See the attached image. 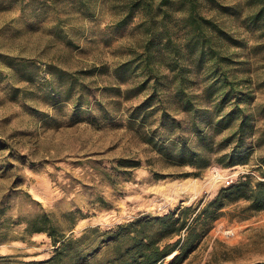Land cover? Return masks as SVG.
<instances>
[{"label":"rangeland","instance_id":"rangeland-1","mask_svg":"<svg viewBox=\"0 0 264 264\" xmlns=\"http://www.w3.org/2000/svg\"><path fill=\"white\" fill-rule=\"evenodd\" d=\"M131 1L0 0V223L12 218L8 231L15 235L0 242V256L40 260L53 250L45 233L26 234L15 222L28 209L24 191L59 222L65 221L64 211L77 209L83 216L70 231L78 234L86 226L104 228L142 213L200 207L226 179L244 173L258 177L255 167H264L259 162L264 145H259L246 164L224 167L213 159L196 176L190 166L169 163L141 139L148 126L138 127L128 111L145 93L124 99L121 91L128 84L114 73L136 56L146 33L142 12L118 24ZM217 1L239 3L242 15L251 9L245 0ZM203 3L202 13L246 43L237 50L246 52L249 74L264 77V47L248 50L256 41L264 43V36L246 30L232 12ZM254 95L264 100V89ZM155 125L153 120L151 128ZM253 141L246 139L247 144ZM120 157L139 164L123 173ZM203 227L196 248L179 264L264 263V209H249L239 200Z\"/></svg>","mask_w":264,"mask_h":264},{"label":"trees","instance_id":"trees-1","mask_svg":"<svg viewBox=\"0 0 264 264\" xmlns=\"http://www.w3.org/2000/svg\"><path fill=\"white\" fill-rule=\"evenodd\" d=\"M203 1L132 0L118 24L144 13V41L132 60L114 68L117 77L128 84L121 91L124 99L145 93L128 111L138 127L148 126L140 133L141 139L169 163L190 166L196 176L213 159L224 167L246 164L254 146L264 145V100L254 95V90L264 89V77L258 80L249 74L243 59L246 52L237 50L246 43L202 13ZM207 2L210 8L232 12L246 30L264 36V0H245L251 9L243 15L239 3ZM261 47L264 43L256 41L248 50L256 53ZM131 61L136 63L131 65ZM168 109L181 113V118ZM152 119L158 122L153 128ZM248 138L253 143L247 144ZM213 153L219 154L213 157ZM259 162L264 165V156ZM117 164L129 174L125 168L136 167L139 161L120 157ZM255 169L258 177L238 175L200 207L189 204L161 214L142 213L104 228L86 226L78 234L70 231L76 218L83 216L77 209L64 211L65 221L59 222L24 191L28 209L20 211L15 222L22 223L26 234L45 233L53 250L40 260L3 255L0 264H179L196 248L203 226L227 204L243 200L249 209H264V167ZM30 202L39 206L30 207ZM102 204L108 205L106 201ZM11 220L2 218L0 242L15 238L8 231Z\"/></svg>","mask_w":264,"mask_h":264},{"label":"built area","instance_id":"built-area-1","mask_svg":"<svg viewBox=\"0 0 264 264\" xmlns=\"http://www.w3.org/2000/svg\"><path fill=\"white\" fill-rule=\"evenodd\" d=\"M231 181L232 180L226 179L224 184H229ZM225 234H227V235L230 234L231 235V234H233V231L232 230H226Z\"/></svg>","mask_w":264,"mask_h":264}]
</instances>
